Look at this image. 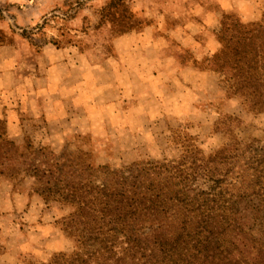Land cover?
<instances>
[{
	"label": "trees",
	"instance_id": "1",
	"mask_svg": "<svg viewBox=\"0 0 264 264\" xmlns=\"http://www.w3.org/2000/svg\"><path fill=\"white\" fill-rule=\"evenodd\" d=\"M190 1L163 26L192 18ZM235 48L248 55L233 68L235 95L248 113L264 115V17ZM230 61L218 49L196 66L222 74ZM0 130V180L29 179L28 194L46 208L69 209L54 221L64 249L38 264H264V134L205 159L188 146L178 159L112 169L94 164L78 133L60 151L29 138L21 151L6 121Z\"/></svg>",
	"mask_w": 264,
	"mask_h": 264
},
{
	"label": "crops",
	"instance_id": "2",
	"mask_svg": "<svg viewBox=\"0 0 264 264\" xmlns=\"http://www.w3.org/2000/svg\"><path fill=\"white\" fill-rule=\"evenodd\" d=\"M190 2L192 18L114 39V58L103 66H86L80 56L63 52L60 61L33 81L20 111L7 113L9 130L22 127L20 119H40L56 134L62 116H68L75 132L108 139L113 149L136 154L145 147L156 153L163 138L167 144L172 124L199 135L221 116L242 117L239 100L227 97L220 76L196 65L220 48L223 15L235 12L249 23L257 19L255 5L243 0ZM10 73L0 74V89ZM25 181L30 191L31 181ZM29 191L15 194L9 182L0 183V264H22L23 256L38 262L44 248L64 249L59 232L39 223L40 209L31 207L29 197L36 198Z\"/></svg>",
	"mask_w": 264,
	"mask_h": 264
},
{
	"label": "rangeland",
	"instance_id": "3",
	"mask_svg": "<svg viewBox=\"0 0 264 264\" xmlns=\"http://www.w3.org/2000/svg\"><path fill=\"white\" fill-rule=\"evenodd\" d=\"M183 1L0 0V74L10 71L12 75L6 78L4 88L0 89V121L5 124L9 111H20L22 98L33 88V81L43 75L49 64L60 61L63 52H69L70 56H80L86 66H103L114 58V39L146 28H158L161 24L163 26L165 22L172 21L174 12L183 11L180 8ZM243 1L255 5L257 19L243 23L235 12L223 15L217 38L219 49L229 53L231 61L222 74L215 73L220 76L227 97L239 100L242 117L221 116L210 131L205 130L199 135L189 134L183 124H172L173 127L169 128L165 137L167 144L163 138L156 153L141 147L140 152L128 154L113 149L108 139H93L89 135L80 134L81 138L76 140L81 146L90 145L95 165L108 164L112 169H119L142 159L174 160L183 155L188 146L198 158L205 159L229 145L243 144L252 137L263 136L264 115L253 116L247 112L243 99L235 95L236 83L232 79L237 61L248 57L247 54L236 53L238 38L264 17V0ZM126 46L122 45L123 48ZM62 117L61 130L56 134L53 130L47 131V124L40 119H30L29 123L20 119L22 127L17 125L18 128L13 131L8 128V134L21 151L25 148L27 138L35 146L49 145L55 151H60L66 144L74 142V138L69 136L75 132L68 116ZM9 187L13 188L15 194H26L29 182H9ZM29 198L31 207L35 205L40 209L39 223L51 225L62 236L60 227L54 221L66 215L69 209L58 205L46 208L36 197V201L33 197ZM104 236L111 238L107 231ZM51 250L44 248L42 257ZM21 261L22 264H38L41 260L37 262L23 256Z\"/></svg>",
	"mask_w": 264,
	"mask_h": 264
}]
</instances>
